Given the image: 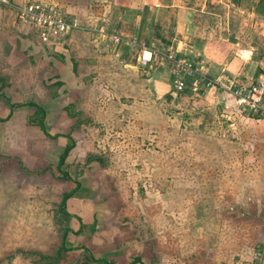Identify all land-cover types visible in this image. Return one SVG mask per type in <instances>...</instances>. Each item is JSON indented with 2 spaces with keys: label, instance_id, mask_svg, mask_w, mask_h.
<instances>
[{
  "label": "crops",
  "instance_id": "crops-1",
  "mask_svg": "<svg viewBox=\"0 0 264 264\" xmlns=\"http://www.w3.org/2000/svg\"><path fill=\"white\" fill-rule=\"evenodd\" d=\"M29 1L58 4L78 19L81 27L70 34L63 50L45 55L33 33L20 29L17 7ZM141 45L154 51L153 60L145 65L137 58ZM170 50L195 61L211 76L222 75L224 82H255L264 73V0H0V118L10 112L6 96L13 101L34 97L46 109L50 134L64 133L70 123L67 132L76 139L73 124L90 117L103 124L122 122L123 117L116 114L120 107L141 115L150 109L151 114L134 121L149 125L150 133L157 131L158 98L160 93L166 96L170 85L172 62L166 57ZM182 94L185 99L177 107L181 112H167L166 122L171 126L168 140L172 134L173 139H183L184 157L175 162L180 145L167 154L176 172L172 171L167 184L166 226L161 228L157 216V223L151 225L155 236L160 237L166 228L167 253L172 252L167 254V264L171 257L176 260L178 251L191 250L192 243L201 246L199 253L209 248L210 260L199 264H253L254 251L264 242V117L240 114L232 96L217 88L192 98L190 85ZM166 100L167 105H175L167 96ZM23 101L8 119L0 120V264L6 258H12L6 262L12 264L19 257L10 255L15 249L43 258L54 252L55 259H62L65 251L66 257L75 255L70 264H78L85 250H63L62 245L54 251V246L46 248V227L22 228L25 238L20 234L21 241L15 242L19 234L15 220L26 209L18 206L44 202L30 198L27 176L31 169L43 171L41 161L48 158V137L39 126L28 123L32 110ZM73 106L77 109L70 112ZM50 125L56 130L51 131ZM59 138L65 146L68 138ZM76 193L68 199L78 201ZM68 199L66 208L76 222L72 229L78 228L73 215L86 225L99 220L97 214L92 219L89 212L81 215L79 209L85 212L87 206L72 204L69 209ZM232 216L231 228H224L223 220ZM240 218L249 220L248 228L238 227ZM256 228V241L251 243ZM210 235L214 238L208 242Z\"/></svg>",
  "mask_w": 264,
  "mask_h": 264
},
{
  "label": "rangeland",
  "instance_id": "rangeland-1",
  "mask_svg": "<svg viewBox=\"0 0 264 264\" xmlns=\"http://www.w3.org/2000/svg\"><path fill=\"white\" fill-rule=\"evenodd\" d=\"M176 53L180 55L177 51ZM107 79L109 78L107 77ZM167 82L170 84L169 91L166 93L167 99H169L168 101L174 100L175 105H167L166 96L160 93L158 98L160 103L158 117L161 120L158 130L156 131L154 128L151 132L152 134L150 129L146 128L149 125L138 124L134 121L135 118L151 114V112L147 111L150 109H144L141 115L140 111H135V109L117 108L116 114L119 113L120 117H123V123L116 121L110 122V124L98 123L89 116V121L84 122L81 120L82 122L73 124L74 128H76L74 135L77 144L70 151L64 168L72 178L80 182V186L75 190L79 192V194L76 193L78 201L68 199V207L71 209L70 205L72 204H76L74 205L75 208L78 205H81V207L87 206L85 212L81 209H79V212H81V215H86L89 212L91 219L93 214H97L99 220H96L98 228H96L95 232L89 225L80 234L68 231L66 239H60L66 228L71 227L76 222L70 215L64 214L59 210V201L65 192L71 191L76 187V183L73 180L60 177V172L57 168L58 154L59 151H62L60 150L61 147L64 149L62 144L64 140L61 142L59 137L50 138L47 136L48 146L46 150L48 151V158L45 163L41 161L40 165L41 168L45 166V169L43 171L31 169L30 174L28 173L29 175L27 176V186L33 193L30 198L39 197L44 202L40 205L22 203L18 206V208L25 207L27 210L25 209L22 214H19L20 217L15 220V227H19L16 243L22 239L20 234L25 238V235L21 232L22 228L35 230L36 227L39 229L46 227L49 232H46V240L48 241H46V248L54 246L52 248L54 251L56 246L60 245L67 247L85 245L88 247L90 251L81 253V256L78 257V264H97V262H93L92 255L97 257L105 256L118 264H133L136 259L142 260L145 264L150 262V264L168 263L167 254L171 255L172 252L167 253L168 239L166 237V228L162 229V233L159 229L161 236L158 237L155 236L156 234L151 225L152 222L157 223V216H159L158 222L162 225L161 228L166 226V218L168 216V206L166 204L167 184L174 174L172 171H174L173 166H175L172 162V156L167 154L172 150L173 146L178 147L180 145L179 148L181 149V143L183 142L181 137L173 139V134L170 136L171 140H168L167 128H171V126L167 127L166 113L170 114L169 111L171 110L173 114L181 112V107H177L183 104L185 95L182 92H173L171 77L167 79ZM206 90L208 88L194 91L195 95L193 94L192 98H197V93H204ZM21 93L23 95L22 91ZM1 98L3 99V97ZM16 98L17 101L15 100L14 102L23 100V102H37L34 97ZM68 101L66 99V105L69 104ZM167 106L168 109H166ZM76 109L73 106L69 111L73 110L75 112ZM86 113L84 111V115ZM239 113L247 116L246 112L242 111V113ZM249 116L253 115L249 114ZM223 124L227 128L229 127L228 121H224ZM52 126L50 125L49 129L55 131L56 129H52ZM70 127L71 124L67 123L64 133H68L67 131H69ZM57 133L63 134L62 132H54L52 134ZM89 155H94L96 159L87 162ZM183 157L184 154H182L181 149V153L179 155L178 153L176 154L177 159H175V162L182 161ZM38 207H41V209L36 213L35 209ZM233 218L234 216L224 219L223 227L230 229L232 226L230 223H233ZM238 220V227L239 225L242 227V224H244V228L249 227V220L246 221L241 218ZM262 223L264 224V217H262ZM75 225L77 226V224ZM234 227H236V224H234ZM257 228L259 229V227ZM257 228L251 233V243L256 241ZM213 238L210 235L207 241L209 242V239ZM191 247L192 249L186 252L178 251L174 257L175 261L172 260V257L170 258L171 264L172 261L175 264H199L210 260V256L206 254L208 247H203L201 253L198 252L201 246L192 243ZM227 251H230V249H227ZM12 254L14 256L18 254L19 256L14 259L12 264H37L38 261H41L40 264H55L57 262L70 264V261L75 256L69 254L70 256L66 257L67 254L64 251L62 259L60 257L55 259L54 252L52 254L46 253L43 258L38 254L31 255L26 249L21 251L15 249L10 255ZM226 255L228 257L233 255L234 257L232 252H227ZM14 256L13 258H15ZM7 260L6 258L3 264H6ZM10 260L13 259L10 258L8 261ZM244 263H247V259H244Z\"/></svg>",
  "mask_w": 264,
  "mask_h": 264
},
{
  "label": "built area",
  "instance_id": "built-area-1",
  "mask_svg": "<svg viewBox=\"0 0 264 264\" xmlns=\"http://www.w3.org/2000/svg\"><path fill=\"white\" fill-rule=\"evenodd\" d=\"M17 22L20 29H28L33 33L39 51L45 55L59 52L66 47L70 34L81 25L76 17L64 7L51 2L29 1L17 7ZM118 42L120 37L113 36ZM152 48L141 45L138 60L148 64L153 60ZM171 60V79L173 92H183L190 85L194 91L217 88L232 96L240 111L255 117H264V73L255 82L238 85L224 82L222 75H209L195 61L177 55L175 51L167 53ZM253 264H264V242L255 249Z\"/></svg>",
  "mask_w": 264,
  "mask_h": 264
},
{
  "label": "trees",
  "instance_id": "trees-1",
  "mask_svg": "<svg viewBox=\"0 0 264 264\" xmlns=\"http://www.w3.org/2000/svg\"><path fill=\"white\" fill-rule=\"evenodd\" d=\"M6 98H7L9 105H10V112H9L7 117L0 118V120L8 119L9 116L11 115L12 111L14 110V108L23 104L20 102H14L8 96H6ZM24 104L28 105L30 107V109H32V113L30 115H28V123L39 126L41 128V130L45 133V135L50 137V138H57L61 135H64L65 137L68 138V142L64 146V149L59 156L57 168L60 172V177L65 178L67 180H73L76 183V187L74 189H72L71 191L65 192L63 194L61 202L59 204V210L64 214L72 216V213H70L66 208V201L70 196H72L74 194L75 190L80 186V182L77 179H74L71 177V175L68 173V171L64 168V165L66 164V159H67L68 155L70 154V151L72 150V148L76 144V140L74 139V137L69 132L63 133V134H61V133L50 134L48 132L47 126H46L47 125L46 124V109L42 105L38 104L35 101L24 102ZM94 159H96V157H94V155H89L87 162H90ZM73 216L78 221V228L77 229H72L71 227L66 228V231L63 234V240L66 239L68 231H72L74 234H80L84 230V228L89 227V225H86L82 222V220L79 216H77V215H73ZM90 226L93 229V231L95 232L96 228H98L97 221L95 220L93 222V224ZM73 248L74 249L82 248L85 251H88V252L90 251L88 249V247H86L85 245H78V246H74V247H67V246L62 245L63 250H69V249H73ZM92 260H93V262H97V264H116V262L114 260L108 259L105 256L104 257L103 256L102 257H94L92 255ZM135 261H140V259H136Z\"/></svg>",
  "mask_w": 264,
  "mask_h": 264
}]
</instances>
